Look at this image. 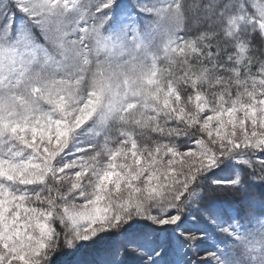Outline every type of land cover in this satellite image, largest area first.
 <instances>
[{
    "label": "snow or ice",
    "instance_id": "obj_1",
    "mask_svg": "<svg viewBox=\"0 0 264 264\" xmlns=\"http://www.w3.org/2000/svg\"><path fill=\"white\" fill-rule=\"evenodd\" d=\"M113 6L116 19L112 27L119 31L121 17L135 4L108 0L103 5L105 9ZM69 7V0H39L37 15L40 11L54 15L57 9ZM181 21L184 27L180 31L191 35L182 43L171 37ZM252 28L257 34H249ZM168 31L163 68L149 70L143 63L115 62L125 48L140 47L134 37L131 42L105 46L109 61L89 70L91 90L79 107L74 101L81 79L58 80L36 88L37 93L46 94L62 118L34 116L29 105L14 96L0 99V133H10L39 157V162L24 163L0 159V180L52 185L50 195L38 193L31 200L0 187V264H56L52 258L61 247V237L52 223L56 201L62 192L71 195L90 182L89 172L95 170L98 158L67 177L55 176L53 163L67 147L71 134L99 110L118 117L122 125L138 126L148 139L152 132L180 135L169 127L176 120L188 128H199L221 156L240 148L264 152V48L256 49L253 44L254 40L264 44V0L259 4L256 0H179L169 9ZM59 50L75 55L58 33L46 29L40 30L38 38L35 33L32 39L22 36L17 48L0 47V85L33 64H47L49 56ZM169 154L171 158H166ZM110 161L107 170L98 175L93 197L82 206L63 209L74 229L87 225L83 235L77 231L64 241L69 251L75 250L79 241L94 240L101 232L117 230L135 217L154 219L148 215L152 207L177 209L180 214L158 223L178 224L183 202L198 191L199 176L217 166L216 154H182L166 145L154 151L141 150L135 140L130 146L128 140L123 141ZM122 191L128 193L127 198L120 195ZM260 203L264 207V199ZM202 207L207 216L224 212L207 201ZM253 218L254 212L250 213ZM129 228V239H139L138 226L129 224ZM186 238L192 239L191 234ZM150 243L161 248L164 256L175 247L170 236H157ZM128 250L125 245L124 258L116 264H126Z\"/></svg>",
    "mask_w": 264,
    "mask_h": 264
},
{
    "label": "rangeland",
    "instance_id": "obj_2",
    "mask_svg": "<svg viewBox=\"0 0 264 264\" xmlns=\"http://www.w3.org/2000/svg\"><path fill=\"white\" fill-rule=\"evenodd\" d=\"M107 2L108 0H69L70 7L67 9H57L54 15H46L43 11L37 15L39 0H0V47L17 48L22 36L32 39L35 33L38 38L40 30L46 29L50 33H58L64 42L72 46L75 54L73 57L59 50L49 56L47 64H33L30 69L13 73L7 83L0 85V99L14 96L18 101L23 100L28 104L34 116L62 118L55 105L48 101L46 94L37 93L35 89L53 81L73 82L81 79L82 84L74 101L75 106L79 107L87 98V91L91 90L89 70L95 71L96 66L109 61L105 46L131 42L133 37L140 47L136 50L125 48L122 54L115 58V62L122 65L130 62L143 63L149 70L158 68L159 61L165 58V47L170 39L169 9L179 3V0H125L127 3H134L135 7L130 8L127 14L121 17L123 24L119 31L112 27V21L116 19L114 6L108 9L103 7ZM25 8L28 9L27 12L23 11ZM181 28L182 21L178 22L171 37L182 43ZM85 60L88 64L84 63ZM114 117L99 110L83 126L76 129L71 134L67 147L53 163L54 175L74 176L76 172L84 170V165L94 158L92 155H88V158L84 153L93 146ZM127 136L130 146L132 133ZM212 147L215 146L211 145L210 149L199 144L195 149L197 151H189L203 153L206 157L216 154L217 166L206 170L209 173L219 170L224 162L250 165V159L262 153L254 149L240 148L221 156L218 150H212ZM103 149L106 153L105 160L102 165L89 172L90 182L71 195L62 193V200L56 204L55 210L53 209L56 218L52 223L63 241L72 238L77 231L81 235L84 234L87 225L81 224L74 229L63 214V209L82 206L93 197L98 175L107 170L111 155L119 150L106 147ZM168 156L170 157V154ZM168 156L166 158H169ZM0 159L13 163L39 162L36 153L10 133H0ZM141 163L146 162L141 160ZM61 168L64 169L63 172L60 171ZM85 179L88 180V177ZM0 187L29 200L36 191L41 190L47 194L49 192L47 183L18 185L0 180ZM120 195L127 198L128 193L122 191ZM187 199L183 202L184 211L178 224L161 226L158 222H153L150 225L155 228L145 226L143 229L139 226L142 234L139 239L130 240V233H124L115 240L112 247L96 256L89 248L104 232L94 240L79 241L72 251L67 250L63 242L66 255L52 260L56 261V264H116L124 258L123 249L127 245L129 250L126 264H264V213H255V218L244 221L232 206L216 201L211 202V206L224 209L222 215L213 217L204 212L187 213L185 208L190 207ZM255 206L264 210V207L260 208L257 204ZM187 234H191L192 239H187ZM157 236L161 239L170 236L173 239L174 251L168 256H164L161 248L150 243ZM48 264H52V261Z\"/></svg>",
    "mask_w": 264,
    "mask_h": 264
},
{
    "label": "trees",
    "instance_id": "obj_3",
    "mask_svg": "<svg viewBox=\"0 0 264 264\" xmlns=\"http://www.w3.org/2000/svg\"><path fill=\"white\" fill-rule=\"evenodd\" d=\"M256 3H261V0H256ZM252 11L254 12L255 9ZM257 32V29L252 28L250 29L249 34L255 35ZM180 36L182 38V42L185 39L191 38V35L188 32H181ZM253 44L256 49L264 48V44H262L259 40H254ZM166 62L165 58L161 59L158 64V68H163ZM253 72H256L255 65L253 66ZM255 78L259 79V74H257ZM169 127L175 128L180 135L169 137L152 132L150 133V139H148L142 134V130L138 126L122 125L119 118L115 116L110 121L105 131L96 139V142L93 143V146L84 154L87 157L88 155L97 157L98 159L96 160V165L100 166L103 164V160H105L106 157V153L103 148L106 147L114 150L120 149L123 141L128 139L127 135L129 133H132V141L135 140L141 150L147 148L154 151L157 147L166 145L179 153H185L189 151H197L195 149L199 144L211 149V144H207L209 143V140L206 137V134L199 128H188L186 124L176 120H172ZM215 149V147H212V150ZM250 160V165H245L243 163L230 164V162H224L219 170H212L210 173L209 171H205L201 176H199L196 185L198 191L187 197V201L189 202L188 205L190 204L189 208H185L187 213H192V211H196L197 213L203 212L202 205L206 201L210 203L216 201L232 206L236 211H238L239 217L243 218L244 221L249 220L250 213L252 212L257 214L264 213V210L262 211V209L255 206L257 204L261 208L260 202L264 199V152L259 153ZM48 190V194L47 192L42 193L41 190L36 191L33 197H30V200L38 193H42L46 196L50 195L52 193L51 184H48ZM62 198L61 194V197L57 199L56 204H59ZM178 213L179 212L175 208L169 209L167 207H152L149 209L148 215L150 217H154V219L135 217L130 220L128 224L121 225L117 230L102 233L97 240L93 241L94 243H92L89 250H91V253L95 256L101 255L108 248L112 247L115 240H117L120 235L130 233L131 230L129 229V224L136 225L138 227L140 226L142 228L145 226L151 227V223L158 222L162 218H167ZM63 242V238H61L60 251L57 253V256L53 258H61L66 255L64 254ZM82 256H84L83 253ZM82 256L80 258H82ZM78 262H80V260Z\"/></svg>",
    "mask_w": 264,
    "mask_h": 264
}]
</instances>
